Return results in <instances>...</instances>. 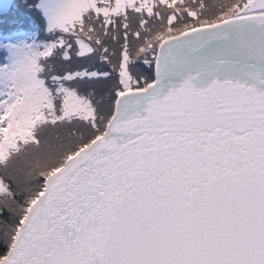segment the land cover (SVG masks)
Returning <instances> with one entry per match:
<instances>
[{
    "label": "snow or ice",
    "instance_id": "1",
    "mask_svg": "<svg viewBox=\"0 0 264 264\" xmlns=\"http://www.w3.org/2000/svg\"><path fill=\"white\" fill-rule=\"evenodd\" d=\"M0 264H264V0H3Z\"/></svg>",
    "mask_w": 264,
    "mask_h": 264
},
{
    "label": "trees",
    "instance_id": "2",
    "mask_svg": "<svg viewBox=\"0 0 264 264\" xmlns=\"http://www.w3.org/2000/svg\"><path fill=\"white\" fill-rule=\"evenodd\" d=\"M207 2H208V3H212V2H214V0H207Z\"/></svg>",
    "mask_w": 264,
    "mask_h": 264
},
{
    "label": "water",
    "instance_id": "3",
    "mask_svg": "<svg viewBox=\"0 0 264 264\" xmlns=\"http://www.w3.org/2000/svg\"><path fill=\"white\" fill-rule=\"evenodd\" d=\"M3 2V0H0V3H2Z\"/></svg>",
    "mask_w": 264,
    "mask_h": 264
}]
</instances>
